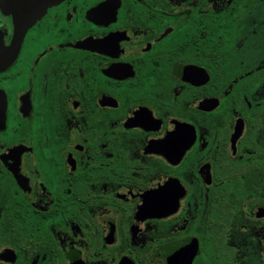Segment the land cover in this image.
Returning a JSON list of instances; mask_svg holds the SVG:
<instances>
[{"label": "flooded vegetation", "instance_id": "af4514ba", "mask_svg": "<svg viewBox=\"0 0 264 264\" xmlns=\"http://www.w3.org/2000/svg\"><path fill=\"white\" fill-rule=\"evenodd\" d=\"M33 17L0 6V264H264V0Z\"/></svg>", "mask_w": 264, "mask_h": 264}, {"label": "water", "instance_id": "95a60500", "mask_svg": "<svg viewBox=\"0 0 264 264\" xmlns=\"http://www.w3.org/2000/svg\"><path fill=\"white\" fill-rule=\"evenodd\" d=\"M62 0H0V6L13 16L18 14H30L33 20L46 8L59 3Z\"/></svg>", "mask_w": 264, "mask_h": 264}]
</instances>
